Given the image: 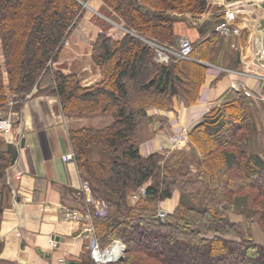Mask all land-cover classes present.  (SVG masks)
<instances>
[{"label": "trees", "instance_id": "obj_1", "mask_svg": "<svg viewBox=\"0 0 264 264\" xmlns=\"http://www.w3.org/2000/svg\"><path fill=\"white\" fill-rule=\"evenodd\" d=\"M87 1L0 0V111L9 100L19 110L27 93L45 86L37 94L58 96L68 116L110 117L101 127L69 131L83 180L94 199L107 203V214L99 217L81 195V209L89 214L101 246L119 239L126 253L141 259V264H264V244L253 241L241 224L227 217L235 198L243 196L246 217L264 234V160L249 148L255 120L248 97L229 90L190 129L188 135L200 156L191 158L183 170L169 169L161 162L162 153L143 156L139 151L144 141L139 130H154L161 118L149 115V110H170L174 98L187 106L197 101L206 67L194 59L208 60L217 34L210 33L195 45L190 59L172 57L162 64L154 59L152 48L132 33L117 41L99 33L91 59L101 80L83 87L76 75L63 74L51 65ZM102 1L125 29L169 45H174L173 25L179 15L201 16L208 8V0ZM199 46L205 48L201 56ZM87 147L104 152L108 160H89ZM14 159L11 149L0 151V224L5 173ZM141 187L144 194L132 201L131 195ZM175 191L177 205L160 217V203ZM88 256L81 264H92ZM0 264L14 263L0 258Z\"/></svg>", "mask_w": 264, "mask_h": 264}, {"label": "crops", "instance_id": "obj_2", "mask_svg": "<svg viewBox=\"0 0 264 264\" xmlns=\"http://www.w3.org/2000/svg\"><path fill=\"white\" fill-rule=\"evenodd\" d=\"M228 2L208 0L209 10L199 19L179 16L173 25L174 46L177 47L181 38L189 39L193 46L207 39L222 20L221 12ZM234 3L233 24L239 34L218 36L219 48H228V55L210 66L230 71L217 75L207 71L206 67L200 96L191 106L174 98L170 110H149V115L161 116L155 123L156 132L169 136L185 125L191 129L232 89L235 71L264 74L259 56L260 50L264 49V5L246 0H234ZM89 8L91 10L72 30L57 61L52 64L53 69L63 74L76 75L83 87L101 80L100 71L91 59L96 36L104 33L117 41L126 34L115 13L113 19L108 20V15L112 14L100 0H90ZM194 60L205 64V60ZM43 88L45 86L32 90L30 96L21 101L17 114L13 115L12 135H0V151L11 149L15 155L5 173L7 189L0 224V258L14 264H58L60 259L67 264H80L88 243L81 231L90 218L84 216L81 221H65L63 213L71 208L86 213L81 209L83 203L78 193L84 180L76 161L64 163L61 157L72 153L70 129L101 127L110 122V117L68 116L62 111L58 96L36 94ZM250 100L252 104H261L256 99ZM2 115L4 113L0 111V117ZM149 147L152 152L156 151L155 146L148 143L140 146V154L150 153ZM163 148L169 149L168 144H163Z\"/></svg>", "mask_w": 264, "mask_h": 264}, {"label": "rangeland", "instance_id": "obj_3", "mask_svg": "<svg viewBox=\"0 0 264 264\" xmlns=\"http://www.w3.org/2000/svg\"><path fill=\"white\" fill-rule=\"evenodd\" d=\"M100 1L105 5V7H107L110 10V8L102 0H100ZM89 6H90V0H88L86 3H83L82 14H81L80 18L78 19L77 24L81 21V19L83 18L84 14L87 11L91 10L89 8ZM208 10H209V6H208L207 10L203 14H206V12ZM110 13L112 15H110V16L108 15V20L109 21L111 19H113L112 17L114 16V12L113 11L110 10ZM185 15L193 17L194 19H199V18L202 17V16H192V14H190V13H183V14H181L179 16L181 17V16H185ZM105 21H107V20H105ZM77 24H76V26H77ZM107 24H110V23H108V21H107ZM131 32H132L133 35H136V36L140 37L141 40L145 39V38L141 37L140 35H138L135 31H131ZM218 36L219 35L217 34V39H218ZM213 46H214L213 52H211V55L207 56L208 60H205V62L203 61L205 63L203 65L205 67H207V68L210 67V66H213V64H214L213 62H215V63L216 62H220V59H223L225 57V55H228V48L227 49H225L224 47L223 48H219L218 40H217V42L215 44H213ZM199 48L200 49H199V53L198 54L200 55L202 52H204L203 50L205 48L200 47V46H199ZM206 48H208V47H206ZM4 81L6 82L5 78H4ZM34 89H39V87H34L32 90H34ZM31 92L27 93L24 99L28 98L30 96ZM8 94H9V92H8ZM260 102L261 101H259V103ZM261 104H263V105H261ZM261 104H259V105L255 104V103L252 104V102H251V107L250 108H251V111L253 113V117H256L258 119L257 120L258 126H256V118H254V120H255V130L250 133L249 138H248V144H249L250 150L253 151V153L258 154L264 160V103L261 102ZM2 112L4 113V115H2L0 117V119L4 120L6 122L8 121L11 124V126H12V128H11L12 131H11L10 135H5L4 132L2 130H0V135H2L4 137H9L13 133V127H14V122H13V118L14 117H13V115L17 114L16 112H18V110H15L13 108V102L11 100H9L8 103H7V107L4 108L2 110ZM183 127H185V128L187 127L186 129H188V133L190 132V127L189 126L185 125ZM139 134H140L141 138H142V135H143V139L142 140H144L143 142H141L140 146L147 145L148 143L151 146L152 145L155 146L154 147V150H156L155 152H159V153H162V154L165 155L161 162L163 164H165L169 169H173L174 167H177L178 169L183 170L185 165H187L188 161L191 158L200 156V151L195 147V145L192 142V139L190 138V136L188 134L187 135H183V137L179 139V143L178 144L176 143L177 140L170 139L169 136H167V135H165L163 133L156 132L155 129L154 130H149V129H144V127H143V128H141L139 130ZM163 144H165V145L168 144L169 149L168 148H163ZM140 146H139V148H140ZM148 151L151 153L153 151V149L152 148L150 149V147H149ZM85 152H86L87 157L89 158V160H103V161L104 160H108V155H106L104 152H101L100 150H98L95 147H89V148L87 147L85 149ZM150 153L147 152L146 155H148ZM142 188L143 187L139 188L138 191L140 189H142ZM132 195H131V197H132ZM176 195H177V197H176ZM241 197H243V196H237L235 198L234 208L227 212V217H228V219L230 221L238 223V224H241L242 228L244 229L243 231L245 232V234L246 235L248 234L253 241H255L257 243L264 244V237H263L264 234H263L261 228L259 227V225L256 222H254V220L248 219L246 217V215H247V213H249V211L246 209V207H244V203L245 202H244V200ZM138 198L133 199V201H136ZM178 198H179V192L175 191L171 198L166 199V200H164L163 202L160 203L158 211H160V210L164 211V215L167 214V213H170L175 208V206L177 205ZM251 207H254V205L253 206L251 205ZM86 214L89 216L88 213H86ZM1 220H2V218H1ZM89 222H90V219H89ZM92 232H93V235H94V239L97 242L98 253H99L100 256L106 250H108L115 241H118V244L120 246L124 247L125 250L124 251L121 250L122 253L120 252V255L117 257V259H115L114 262H111V263L104 262L103 263V262H97L91 256L90 249H87V245H86V251L83 254V257L81 258V263L83 261H86L84 257L86 255H89L88 258L90 259L92 264H115V263H118L120 261H124L125 264H141V259H137L136 256H134V255L132 257L130 254L126 253V246H125L123 241H121L119 239H115V240L109 242L107 245L101 246L100 243H98V241H97V239L95 237L94 230ZM229 237L232 238V239H235V240L238 239L234 235H231ZM132 258H133V260H132ZM102 260L104 261V259H102ZM150 263L151 262L149 261V262L143 263V264H150Z\"/></svg>", "mask_w": 264, "mask_h": 264}, {"label": "built area", "instance_id": "obj_4", "mask_svg": "<svg viewBox=\"0 0 264 264\" xmlns=\"http://www.w3.org/2000/svg\"><path fill=\"white\" fill-rule=\"evenodd\" d=\"M246 1L252 4L264 5V0H246ZM234 4H235L234 0H229V2L223 8L224 10H222L221 12L222 20H220L219 23H217V25L214 28L215 32L219 36H236L239 34L238 28H236L233 24ZM126 33H132V32L126 29ZM143 40L152 48L154 52V59L159 63L167 64L172 57H175L177 59H190L191 58L190 56L193 50V45L191 41L187 38H181L179 42L177 43V47H175L174 45H169V44H160L150 39H143ZM259 56L261 57L262 59L261 61L264 65V49L260 50ZM209 70H211L217 75L230 71L225 68L215 69V68L208 67L207 71ZM235 74H236V80L232 86V89L237 91L238 93L243 94L244 96L250 99H256L264 103V74L263 75L256 74V73L248 74V73L239 72V71H235ZM250 82H253V84H250ZM11 128L12 126L8 121L6 122L0 119V130H2L5 135L11 134V131H12ZM186 128L183 126L179 127L176 131H174L173 133L169 135L170 139L177 140L176 143L178 144L179 139L182 138L183 135L188 134V129ZM61 159L64 163L75 161L73 153L65 154L61 157ZM144 191H145L144 188L140 189L139 191H136L132 195L131 200L133 201V199L138 198L141 195H143ZM78 193L83 196L84 201L87 204H90L93 206L95 215L102 217L107 214L106 203L102 200H96L92 197L91 189H90L88 182L86 181L82 182L80 188L78 189ZM158 215L162 217L164 215V211L162 210L158 211ZM84 216L88 217L86 213L76 208L65 209L63 213V218L65 221H81L83 220ZM92 231H93V227L91 225V221L87 223L81 231L84 238L88 242L87 249H90L91 256L97 262H103V263L104 262L106 263L114 262L115 260L112 258L104 259L103 261L102 259L97 257V255H99L98 245L94 239V235ZM104 253L102 255H104ZM58 264H66V262L60 259Z\"/></svg>", "mask_w": 264, "mask_h": 264}, {"label": "bare ground", "instance_id": "obj_5", "mask_svg": "<svg viewBox=\"0 0 264 264\" xmlns=\"http://www.w3.org/2000/svg\"><path fill=\"white\" fill-rule=\"evenodd\" d=\"M121 250H122V246H120V245L118 244V241H115V242L111 245V247H110L107 251H105V253H104V255H102V257L99 256V255H97V257L100 258V259H108V258H112V259L115 260V259H117V257L120 255ZM121 253H122V252H121Z\"/></svg>", "mask_w": 264, "mask_h": 264}, {"label": "water", "instance_id": "obj_6", "mask_svg": "<svg viewBox=\"0 0 264 264\" xmlns=\"http://www.w3.org/2000/svg\"><path fill=\"white\" fill-rule=\"evenodd\" d=\"M122 250H123V251L125 250L124 247H122ZM71 264H74V263H71Z\"/></svg>", "mask_w": 264, "mask_h": 264}]
</instances>
